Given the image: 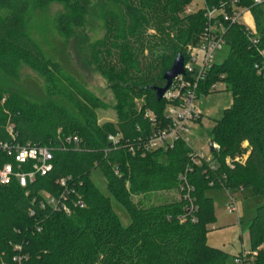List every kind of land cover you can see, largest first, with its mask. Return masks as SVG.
<instances>
[{
    "label": "trees",
    "instance_id": "1",
    "mask_svg": "<svg viewBox=\"0 0 264 264\" xmlns=\"http://www.w3.org/2000/svg\"><path fill=\"white\" fill-rule=\"evenodd\" d=\"M49 1L0 0V75L14 77L26 65L45 79L47 96L55 91L53 72L59 67L31 38L26 22L33 8ZM64 1L76 12L79 0ZM109 1L119 5L121 14L95 51L98 69L116 90L115 122L98 124L51 98L30 101L0 85V141H11V126L15 144L47 146L53 157L51 171L25 188L14 181L0 184V264H237L234 256L206 243L207 226L214 218L212 198L206 193L218 187H249L255 195H264V3L238 0L237 7L248 8L255 33L249 35L242 22L225 23L220 35L228 53L220 63H212L197 84V95L213 91L218 82L232 94L231 107L209 132V141L219 147L209 152L214 169L203 160L193 164L183 142L143 154L130 151L153 130L167 127L166 100L157 101L152 88L163 87L162 75L176 55L185 57L199 42L203 9L193 10L192 0ZM203 1L208 6L225 3L224 9L231 12L228 0ZM71 24L81 26V16H58L62 34L70 33ZM148 28L155 31L154 37L147 34ZM152 38L158 42L152 43ZM132 93L144 96L139 110ZM145 109L153 111V117ZM108 135H119L115 147H109ZM71 136L79 139L78 146L65 143ZM95 169L104 177L108 193L126 208L127 226L91 180ZM186 169L190 201L183 197L179 181ZM69 177L68 212L42 207L40 192L57 196L62 190L57 181ZM171 190L178 191V199L154 205L132 200ZM77 200L82 208L73 206ZM190 203L196 208L192 214L186 211ZM247 237V258L252 260L239 264H264V204L256 208Z\"/></svg>",
    "mask_w": 264,
    "mask_h": 264
},
{
    "label": "rangeland",
    "instance_id": "2",
    "mask_svg": "<svg viewBox=\"0 0 264 264\" xmlns=\"http://www.w3.org/2000/svg\"><path fill=\"white\" fill-rule=\"evenodd\" d=\"M190 7L198 10L203 7V2L192 0ZM66 13L80 15L82 18V25L77 27L71 24V31L67 35L62 34L57 26L58 16ZM120 14L119 5L109 0H79L76 12H73L64 0H51L43 8H33L27 15L26 28L43 54L59 67V71L53 72L56 79L55 91L47 96L45 79L26 65H21L14 77L0 75V85L6 90L18 92L30 101L39 102L51 98L73 109L78 115L94 119L98 124L115 122L116 90H113L112 83L98 69L95 47L98 41H103L113 23L112 20ZM182 14L185 15L186 10H183ZM244 16L245 14L241 18L242 22ZM147 34L154 37L155 31L148 28ZM150 41L158 42V38H152ZM144 48L143 56L148 61V48ZM227 53L228 47L222 44L221 48L213 53L211 62L220 63ZM197 58H201V53H198ZM196 70H200V65L196 66ZM130 96L134 107L139 110L144 104V96L135 93ZM231 104L232 94L224 82H218L216 88L209 93L197 95L193 105L201 116L199 121L189 125L188 145L192 151L203 156L210 155L209 132L215 120H218L223 110L231 107ZM145 111L153 117V111ZM164 111L168 112L167 109ZM90 178L98 190L109 197L111 208L120 223L127 226L130 223L129 214L126 208L108 193L105 179L99 169L93 170ZM206 194L212 198L214 216L212 223L207 226L206 243L230 257L234 256L233 263L244 259L243 253H249L247 227L255 215L256 208L264 204V195H255L249 187H218L208 190ZM178 197V191L171 190L132 196V200H140L144 205H154ZM230 200L235 207L233 213L227 211V206L231 205ZM245 260L251 261L252 258Z\"/></svg>",
    "mask_w": 264,
    "mask_h": 264
},
{
    "label": "built area",
    "instance_id": "3",
    "mask_svg": "<svg viewBox=\"0 0 264 264\" xmlns=\"http://www.w3.org/2000/svg\"><path fill=\"white\" fill-rule=\"evenodd\" d=\"M202 2L205 19L202 35L196 46L189 47L186 50V55L183 57L184 73L172 80L170 87L162 97L166 100L165 109L168 112L164 111V115L168 120V125L165 128L153 130L145 140H140L135 147H130V151H137L143 154L145 150L170 149L174 146V143L183 142L190 149V157L193 164H199L203 160L205 163H209L211 168L215 169L216 164L212 162L210 155L203 156L197 154L188 145L189 125L192 122L200 120L201 116L200 112L193 105V101L197 97L196 88L198 82L202 79L203 73L212 64L211 58L213 53L224 44L223 38L220 35V32L224 28L223 25L225 23L230 25L242 22L241 18L243 14L249 12V10L245 7H237L238 0H228L231 6L230 13H227L224 9L225 3H219L218 6H208L203 0ZM261 3H264V0H252V5ZM187 11H191V8H188ZM248 30L249 35L255 33L254 29L248 28ZM198 53H201L200 59L197 58ZM197 65H200L199 71L196 70ZM213 88L215 89L216 85ZM146 115L150 117L149 113H146ZM7 133L11 141H0L1 185H7L14 181L20 187L25 188L28 184L33 183L37 176H44L51 171L53 157L49 147L32 146L29 144L18 145L14 143L15 134L11 126L7 128ZM78 140L76 136H71L65 139V143H73L76 147L79 144ZM107 141L109 147H115L119 141V135H108ZM213 150L218 151L219 147L216 144H212V149H209V151ZM236 160H239V158ZM225 164L230 165L228 158L225 159ZM188 171L190 169H186L184 173L180 174L179 181L181 190H184L183 197L190 201L191 185L186 177ZM67 180H70V177L57 181L62 188L57 196H52L45 191L40 192V205L42 207L48 205L53 211L68 212L69 208L66 205L68 193L66 187ZM230 201L231 205L227 206V211L233 213L235 207L232 204V200ZM73 206L82 208L83 203L81 200H77L73 203ZM195 210V206L190 203L186 211L188 214H192ZM30 214H32V211H30ZM191 220L194 222L195 218L192 217ZM246 254L243 253L245 258H247ZM245 258H242V260H245ZM18 259L14 258V260ZM242 260L239 259L235 263L239 264Z\"/></svg>",
    "mask_w": 264,
    "mask_h": 264
},
{
    "label": "water",
    "instance_id": "4",
    "mask_svg": "<svg viewBox=\"0 0 264 264\" xmlns=\"http://www.w3.org/2000/svg\"><path fill=\"white\" fill-rule=\"evenodd\" d=\"M183 56L181 53H178L176 55V57L174 58V60L171 63V66L168 70H166L163 75L162 78L165 82L163 87H153V91L155 93V98L157 101L161 100L164 93L168 90V88L170 87L172 80L174 78H176L178 75H182L184 73L183 71ZM208 147L211 150L212 149V143L211 141H208Z\"/></svg>",
    "mask_w": 264,
    "mask_h": 264
},
{
    "label": "crops",
    "instance_id": "5",
    "mask_svg": "<svg viewBox=\"0 0 264 264\" xmlns=\"http://www.w3.org/2000/svg\"><path fill=\"white\" fill-rule=\"evenodd\" d=\"M245 14V16H244V24L245 23H248L247 25H246V27H248V28H250V29H254V22H253V19H252V16H251V14L249 13V12H246V13H244ZM245 253V252H244Z\"/></svg>",
    "mask_w": 264,
    "mask_h": 264
}]
</instances>
